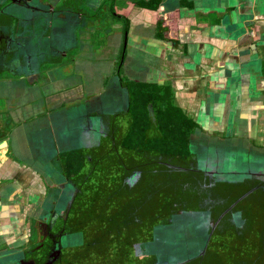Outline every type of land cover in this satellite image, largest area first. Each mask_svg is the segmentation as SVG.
I'll return each mask as SVG.
<instances>
[{
	"label": "flooded vegetation",
	"instance_id": "obj_1",
	"mask_svg": "<svg viewBox=\"0 0 264 264\" xmlns=\"http://www.w3.org/2000/svg\"><path fill=\"white\" fill-rule=\"evenodd\" d=\"M116 2L0 0V86L4 90L13 83H25L23 88L28 93L39 96L37 102L43 100L46 92L56 98L50 104L45 100L37 104L42 112L40 117L48 115L49 119L45 137L40 131L29 138L35 143V155L40 159L48 157L50 164L49 182L44 175L47 165L36 163L44 173L33 183L34 201L63 179L61 189L67 197L64 214L53 222L51 219L48 225L53 224L47 230L37 227L42 221H37L32 201L24 224L18 222L19 235L15 241L10 235L4 240V246L13 243L24 251L37 248L32 258L36 264H46L56 251L55 244L71 232L68 225L85 222L86 227L93 225L95 230L91 234L85 232L83 247L86 241L93 243L92 254L101 258L100 264H264V236L260 239L255 235L257 227L264 223V180H259L261 189L247 195L250 185L246 180H218L213 185L215 181L210 173L197 170L199 151L204 148L207 152L205 145H210V135L216 134L204 129L177 105L169 85L150 83L143 77L132 79L120 64L110 66L112 74L98 77L102 82L94 78L92 82L88 74H80L77 63L72 69L83 51L96 55L99 48L102 50L115 41L112 29L103 31L102 26L115 30V24L122 18L116 13ZM103 9L109 11L106 16L102 15ZM58 11H63L58 15L65 18L62 27L56 23ZM39 15L44 17L47 26L42 30L36 26ZM57 27L61 28L62 35L73 29L74 45L70 48L76 49V53L71 57L70 48L65 50L70 34L64 39L63 52H53L59 57L47 51L45 56L51 62L36 66L45 57L41 58L45 49H40L39 43L50 47V35ZM39 31L49 35L45 41H39ZM128 32L129 25L123 21L121 45L125 47L121 53L124 59ZM96 65L90 67L97 73L95 77L100 76V67ZM49 66L56 69L48 71ZM130 73L133 77L134 73L131 70ZM71 83L73 86L67 87ZM118 83L124 91H118ZM151 87L159 90L158 93ZM73 88L77 92L72 93ZM4 92L7 95L8 91ZM172 111L185 115L190 123H181L176 130H169L160 119ZM5 117V112L0 111V125H14V129L21 124L16 126L13 117L7 121ZM124 123L130 124V129L122 140L119 130ZM226 133L223 136L229 138ZM245 137L251 139V136ZM120 139L122 144L118 146ZM254 140L257 146L264 147V137L256 136ZM126 151L132 152L126 154ZM110 204L127 211L126 216L108 222L116 226V231L127 232V236L117 232L101 237L97 234V228L102 226L97 222L113 218L116 209L110 216L90 212L98 208L104 211ZM127 216L130 218L125 220ZM92 217L95 219L88 222ZM124 237L127 247L123 244ZM250 240L261 246L260 253L252 254L245 248ZM108 241L113 243L107 244ZM227 253L228 259L224 256Z\"/></svg>",
	"mask_w": 264,
	"mask_h": 264
},
{
	"label": "crops",
	"instance_id": "obj_2",
	"mask_svg": "<svg viewBox=\"0 0 264 264\" xmlns=\"http://www.w3.org/2000/svg\"><path fill=\"white\" fill-rule=\"evenodd\" d=\"M116 1V4L127 3L125 13L119 8L116 13L123 14L122 21L129 25L127 51L130 57L126 60V55L124 59L121 51L115 57L123 30V24L118 21L115 30L109 28L115 39L106 45L109 50L104 46L99 53L96 52V58H91L93 53L89 50L80 54L73 64L75 67L77 63L80 74L96 75L90 68L92 65L100 67V75L106 66L120 64V68L124 66V73L134 79L128 68L134 60L132 64L140 72L158 69L156 79L146 76L144 79L169 85L177 105L210 133L226 138L218 133L229 129L226 117L228 98L232 95L239 99L237 109L242 115L238 124L237 116H234V124L230 125L232 136L251 135L252 129L258 125L255 136L264 137V127L260 123L261 116H264V0ZM104 27L105 31H110ZM130 37L133 44L129 43ZM137 42H142L150 52L137 48ZM118 74L122 75L121 69ZM244 76L250 82L247 86L242 84ZM71 84L67 87L73 86ZM118 85V91L122 92L123 85ZM71 92H77V89L73 88ZM46 94L49 97L42 95L41 98L48 104L56 100L50 92ZM8 96L10 111L5 112L6 119L13 117L16 126L19 122L21 124L14 129V125H0V250L14 246L11 243L5 247L4 240L11 235L15 241L21 230L18 222L24 224L28 209L35 200L33 183L44 173L36 163H49L48 157L40 159L35 155V143L29 141L34 132L41 131L45 137L50 127L48 115L40 117L42 113L37 109L39 96L28 93L23 87ZM129 129L130 124H122L119 130L122 140ZM120 142L118 146L122 144ZM45 173L50 181L47 167Z\"/></svg>",
	"mask_w": 264,
	"mask_h": 264
},
{
	"label": "water",
	"instance_id": "obj_3",
	"mask_svg": "<svg viewBox=\"0 0 264 264\" xmlns=\"http://www.w3.org/2000/svg\"><path fill=\"white\" fill-rule=\"evenodd\" d=\"M62 12L63 11H59L58 13L60 14ZM55 18L57 20L62 17L56 15ZM39 23L43 25L44 28H47V26H45L43 16L39 15ZM38 24L36 23V26H38ZM58 27L60 26L58 25ZM58 27L54 29L50 35V47L46 48L41 43H39L40 49H45L41 55V58L46 55L47 51H51L50 54L56 57V55H53V52L63 50V48L65 47L63 46L64 39L68 35L70 37V34V41L68 42L65 49H69L71 45H74V36L72 35L73 29L71 31L69 30V34L65 33L66 35H62L60 30L61 28ZM47 35V33H41V31H39V41H45L47 39ZM54 45L56 46L54 47ZM47 58L45 56L43 59H41L40 64L38 63L36 66L39 67L46 62L50 63L51 60ZM36 70H38V68ZM126 90V94L128 96L129 89L126 88ZM126 105L127 108L130 107L129 99H127ZM211 136L212 135H210V139L212 137H214L215 139L212 140L215 142L214 152L212 151L211 153H203L204 162L202 163H204V165L201 167L200 162L196 163L198 167L197 170H199L201 173L203 172L204 174L210 173V175L214 177L215 182H213V185H216L218 180L227 179L221 175H223V173L228 172L232 176L237 177L238 180L241 179L242 181L246 180L247 182H249L250 186L247 187V195H249L250 193L257 192L258 189H261L259 180H264V148L258 147L257 150L255 149L256 151H253V144L247 142L246 140H248V138L243 135H235L230 138H222L218 135L212 137ZM210 145H213L211 141ZM210 145L206 144L205 146ZM131 152L132 151H126V154ZM184 163L189 164L187 161H184ZM46 165V167L50 168L49 163H47ZM253 167H255L254 170L252 169ZM182 169L184 170L185 168L182 167ZM231 177L229 179H231ZM53 184L54 183H52V185ZM63 184L64 179L59 185H57L55 188L53 186L46 194L41 196L42 198H39L34 202V215L37 221H42V223H39L37 227L42 230L49 229V226H52V222L55 220V218H58V216L63 215L65 212L64 210H66L67 197L64 196L61 189V186ZM262 190L264 191V189ZM51 219L52 222L50 225H48ZM84 223L78 222L75 223L73 226L68 225V229H70L71 232L67 233V235L65 234L66 236L63 237V241L61 243L58 242L55 244L56 251L55 253H52L50 259L47 261L46 264H53L54 261L59 262L60 260L62 264H100V259H94L91 257L93 249L91 248L89 250L88 248L86 251V248L83 247L84 234H86L85 232H88V230H91V232L95 230V227L93 225L86 227ZM117 233L127 234V232L119 231ZM71 235H75L76 238L75 242L73 243H71ZM110 243L113 242H107V244ZM88 246H90V243H88L87 247ZM34 250H37V248ZM34 250L28 249L24 251V249L16 248L15 246L10 245L7 249L0 250V264H36L35 259L32 258ZM63 250L66 251V256L64 257ZM85 253H87L86 257L83 256ZM73 254H78L79 257H75L73 256Z\"/></svg>",
	"mask_w": 264,
	"mask_h": 264
},
{
	"label": "rangeland",
	"instance_id": "obj_4",
	"mask_svg": "<svg viewBox=\"0 0 264 264\" xmlns=\"http://www.w3.org/2000/svg\"><path fill=\"white\" fill-rule=\"evenodd\" d=\"M108 4V3H107ZM126 5H127V3H121V4H119V3H117L116 4V10H118V8H119V11L121 12V13H125L126 12ZM122 6H123V8H122ZM59 12V11H58ZM103 14L102 15H104V16H106L107 15V13H109V11H107L106 9H105V12H104V9H103V12H102ZM120 13V14H121ZM59 13H56V15H58ZM121 16H123L124 17V15L123 14H121ZM120 16V17H121ZM63 19H64V21H65V18H59V19H57L56 20V23H57V25H59L60 27H62L63 26V24H64V21H63ZM120 22H121V24H123V21L120 19ZM104 23H106L105 21H104ZM40 23L38 24V28H40L41 30L44 28L43 27V25H41V27H40ZM76 27H78L77 25H75ZM102 28H103V31H105V27H104V25L102 26ZM103 32L101 31V33L100 34H102ZM122 40V34H121V38H120V41ZM127 42H128V36H127ZM126 42V43H127ZM129 43L130 44H133L132 43V37H130L129 38ZM156 43H158L157 41H156ZM119 47H118V50H117V52H116V54H115V57L117 58V56H118V54L120 53V51H122V48H124L125 47V44L124 45H120V43H119V45H118ZM107 47V46H106ZM136 47L137 48H139V49H141L142 51L143 50H147L148 52H150V50L146 47V46H144L143 45V43L141 42H137V44H136ZM108 48V50L110 49V47H107ZM145 48V49H144ZM91 49L93 50V48L91 47ZM105 49V48H104ZM99 50H101V48H99ZM129 50V49H128ZM74 53H76V49H70V54H69V56H73L74 55ZM98 53H99V51H98ZM108 53V52H107ZM88 55L89 56H91L92 54L91 53H88ZM94 56V57H93ZM93 56H92V58H96L97 56L95 55V54H93ZM99 56H101V55H99L98 54V57ZM108 56V55H107ZM129 52L127 51V58H126V60L127 59H129ZM70 59H68V60H66V61H69ZM58 61V60H57ZM57 61H55V62H53V64H56L57 63ZM134 61V60H133ZM133 61H132V63H133ZM152 61V60H151ZM132 63H130L129 65L130 66H128V68H130V70L132 69V70H134V71H139V73L137 72L136 74H134V76H136V77H138V78H140V77H145V78H150L151 80H154V79H156V77L158 76V74H159V70L158 69H156V68H153L150 72H147V70L146 71H142V72H140V70H138V67H136V66H134V64H132ZM153 63V62H152ZM72 69H74V65L72 64ZM49 69H51V71H53V70H55L56 69V66H49L48 67V71H49ZM100 69V68H99ZM47 71V72H48ZM112 70H111V68L109 67L108 68V66H106L105 67V69H104V74L103 73H101L100 74V76H97V77H95L94 75L92 76L90 73L87 75V77L89 78V80H91L92 82L94 81V79L96 80H98L99 78H102L104 75H110V74H112ZM54 74H55V72H54ZM56 76V75H55ZM45 77V76H44ZM54 77V76H53ZM99 77V78H98ZM94 78V79H93ZM99 81L100 82H102V80H100L99 79ZM104 82V81H103ZM248 83H250L249 82V79L247 78V77H243V80H242V84H243V86H247V84ZM24 84L25 83H20V85H18V83L17 84H12V86H9V88H6V89H4V90H7L8 92H7V95H9V94H14V92L18 89V88H22V87H24ZM17 85V86H16ZM255 85V84H254ZM116 86H117V84H116ZM259 86H258V84H257V86H256V88L257 89H259L258 88ZM252 89H254L255 90V88L253 87V85H252ZM4 90H3V88L0 86V111L1 112H7V110H9L10 109V106H9V100H5V98L7 97V95L5 94V92H4ZM246 95V94H245ZM230 99V103H229V108H228V114H227V122L229 123V129H228V131H227V133L225 132V131H223V130H220L219 131V135H221V136H223L225 133H226V136L227 137H230L229 135L232 133V128L230 127V125L232 124L231 123V121L232 120H234V116H237V124H238V118H240V111L237 109V105H239V99L238 98H234V96H230L229 98H228V100ZM43 102H44V100H42V101H39L37 104H43ZM45 104V103H44ZM46 104H47V102H46ZM45 104V105H46ZM232 106H233V108H232ZM42 113V112H41ZM242 116V115H241ZM7 117V116H6ZM5 117V118H6ZM262 118H261V121H260V123H261V125L264 127V116L262 115L261 116ZM8 119H6V121H7ZM224 120H225V118H224ZM257 126L258 125H256L253 129H252V133H251V135H248L249 137L251 136V139H248V140H246L247 142H249L250 144L252 143L253 145H252V149H253V151H256L257 150V148L259 147V146H257L256 145V143H255V134H256V132H254V130H255V128H257ZM205 129V128H204ZM201 133V132H200ZM201 134H203V133H201ZM257 135V134H256ZM212 137V136H211ZM247 138V137H246ZM209 140L213 143V145H210V146H205V148H206V151L207 152H214V141H212V140H215L214 139V137H212L211 139L209 138ZM245 144H248V143H245ZM263 144H264V142H263ZM259 148H264V147H259ZM208 149H210V151H208ZM251 149V150H252ZM256 149V150H255ZM203 153H205V149L204 148H201V150L199 151V153H198V155H199V157H200V166L202 167L203 165H204V163H202V162H204V157H203ZM253 170L255 169V167H253L252 168ZM221 176H223L224 178H227V179H229L232 175L230 174V173H228V172H226V173H223V175H221ZM231 179H237V177H235V176H232L231 177ZM130 202V201H129ZM115 209H116V213H115V216L113 217V218H109V219H104V220H107V221H105V222H97L98 224H102V226H99L98 228H97V230H98V233H99V235H100V237L101 236H103V235H105L106 233H113V232H118V231H116V226L114 225V224H109L108 222L109 221H113V220H115V219H117V218H119V217H122V216H126V214H127V211L125 210V209H120V208H118L117 207V205L116 204H110L104 211H102V210H99V208L96 210V211H93V212H90L91 214H97V213H102V214H104V215H106V216H110V215H112L114 212H115ZM119 210H121V211H119ZM130 217L129 216H127V217H125V220H127V219H129ZM95 219V217H92V218H89L88 219V222H92V221H89V220H94ZM88 234H91V230H88ZM255 235H257L260 239H262V237L264 236V223H260V225L257 227V231L255 232ZM123 236H127L126 234H124ZM92 237L94 238V237H99V236H96V235H92ZM71 238H72V241H71V243H73V242H75V240H76V238H75V235H71ZM258 238V239H259ZM86 243V245H85V248H86V251H87V249L89 248V250L91 249V248H93L94 247V244L93 243H91L90 241H86L85 242ZM88 243H90V246H88L87 247V245H88ZM123 244H124V246L125 247H127V244H128V242H127V238L126 237H124L123 238ZM245 248L246 249H249L250 251H251V253L253 254V253H260V249H261V246H259V247H257L256 245H254L253 244V242L250 240V242H249V244H246V246H245ZM93 251H94V249H93ZM219 251L220 252H222V249H219ZM82 256V255H81ZM84 257H86L87 256V253H85L84 255H83ZM224 256L228 259L229 258V253H227V254H224ZM76 257H79L78 256V254H76ZM91 257L92 258H94V259H101L100 257H98V256H95L94 254H92L91 255ZM227 262H228V260H227ZM226 262V263H227Z\"/></svg>",
	"mask_w": 264,
	"mask_h": 264
},
{
	"label": "trees",
	"instance_id": "obj_5",
	"mask_svg": "<svg viewBox=\"0 0 264 264\" xmlns=\"http://www.w3.org/2000/svg\"><path fill=\"white\" fill-rule=\"evenodd\" d=\"M154 1V0H153ZM152 89V91H156V93H158V91L159 90H157L156 88H154V87H151ZM154 94V93H153ZM158 96V95H157ZM156 96V97H157ZM148 99V98H147ZM150 99H152V97L150 98ZM147 101V100H146ZM143 105H145V101H144V103H143ZM170 107V106H169ZM171 108V107H170ZM173 113L172 114H168L167 115V117H165V118H168V120L167 119H165V118H161L160 119V122L163 124V125H165L166 127H168L169 128V130H176L178 127H179V125L181 124V123H185V124H189L190 123V120H189V118H187L185 115H180L179 113H176L175 111H172ZM177 115V116H176ZM161 124V125H162ZM162 125V126H163Z\"/></svg>",
	"mask_w": 264,
	"mask_h": 264
}]
</instances>
